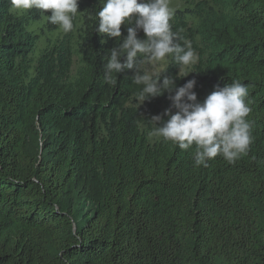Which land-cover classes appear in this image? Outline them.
<instances>
[{"label":"trees","instance_id":"1","mask_svg":"<svg viewBox=\"0 0 264 264\" xmlns=\"http://www.w3.org/2000/svg\"><path fill=\"white\" fill-rule=\"evenodd\" d=\"M183 2L170 23L199 60L161 80L195 79L201 102L249 86L254 142L232 164L149 135L169 93L138 105L132 70L105 83L119 40L95 32L102 0H79L61 38L50 11L0 0V264H264V0Z\"/></svg>","mask_w":264,"mask_h":264},{"label":"clouds","instance_id":"2","mask_svg":"<svg viewBox=\"0 0 264 264\" xmlns=\"http://www.w3.org/2000/svg\"><path fill=\"white\" fill-rule=\"evenodd\" d=\"M171 0H102L96 12L98 24L95 32L119 40L108 52L104 65V81L115 86L117 74L132 70V82L141 86L136 94L138 105L169 93L171 107L162 116L154 115L148 121L152 125L149 135L171 142L181 150L194 149L196 167H207L208 161L222 157L235 163L250 151L254 142L253 122L247 119L252 109L249 86L234 80L223 87H215L201 102L193 91L196 80H188L176 87L174 79L161 73L167 68L160 62L169 59L181 67L195 65L199 56L190 41L183 39L178 31L172 30L175 9ZM79 0H10L15 10H40L49 24L58 25L65 33L74 28ZM127 35L121 41V26ZM142 31L144 38H138ZM123 58V62L122 61ZM160 67L161 70L156 69ZM190 72L177 78L185 77ZM174 92V94H172ZM173 109L175 112L173 113Z\"/></svg>","mask_w":264,"mask_h":264},{"label":"rangeland","instance_id":"3","mask_svg":"<svg viewBox=\"0 0 264 264\" xmlns=\"http://www.w3.org/2000/svg\"><path fill=\"white\" fill-rule=\"evenodd\" d=\"M183 5H184V2H183V0H171V3H170V6L171 7H173L174 9H179V8H182L183 7ZM12 11L13 12H22V11H24V10H15V9H12ZM45 21V19L41 22V23H39L38 24V26L36 27V28H33L36 32H38V30H39V28H43L44 27V22ZM73 23H74V27H77V26H79V23H78V15L74 18V21H73ZM57 26V30L55 31V32H53V33H51V34H46L48 37H51V38H55V37H58V38H61L64 34H65V32L62 30V29H60L59 28V26L58 25H56ZM46 37V36H45ZM45 37L44 38H42L40 41H39V43H38V48L39 49H41V48H43V46H44V43H45ZM169 62V61H168ZM168 64V63H167ZM167 64H165V62H160V65L162 66V67H167ZM192 67H193V65L192 66H189V67H181L180 68V70H179V74L180 75H184V74H186V73H188V72H191V69H192ZM75 69H76V64H74V66H73V72L75 71ZM157 71H160L161 70V68L160 67H158L157 69H156Z\"/></svg>","mask_w":264,"mask_h":264}]
</instances>
